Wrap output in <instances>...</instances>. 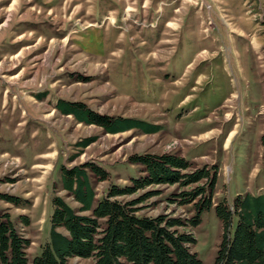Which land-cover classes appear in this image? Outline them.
Here are the masks:
<instances>
[{
  "label": "rangeland",
  "instance_id": "obj_1",
  "mask_svg": "<svg viewBox=\"0 0 264 264\" xmlns=\"http://www.w3.org/2000/svg\"><path fill=\"white\" fill-rule=\"evenodd\" d=\"M59 100L158 129L109 133ZM146 153L182 157L187 171L215 165L213 205L264 195V0H0V214L28 238V258L47 240L54 196L79 209L62 168L104 171L83 167L96 202L145 176L129 158ZM193 186L118 199L154 190L139 214L188 219L195 209L177 194ZM200 218L185 229L212 264L221 225L213 207Z\"/></svg>",
  "mask_w": 264,
  "mask_h": 264
},
{
  "label": "trees",
  "instance_id": "obj_2",
  "mask_svg": "<svg viewBox=\"0 0 264 264\" xmlns=\"http://www.w3.org/2000/svg\"><path fill=\"white\" fill-rule=\"evenodd\" d=\"M56 107L79 122L96 124L113 134L137 128L146 133L158 129V125L140 119L98 114L80 102L59 100ZM129 159L143 165L147 174L132 177L129 185H110L96 202L83 167L90 166L103 179L104 171L91 165L61 169L63 188L72 192L80 206L75 210L60 196L52 198L47 240L31 259L26 252L28 238L16 230L7 215L0 214V264H70L71 257L92 258L95 264H201L191 248L195 238L185 227L197 226L201 213L211 207L221 225L212 264H264V195L238 194L231 205L224 200L213 205L215 165L187 171V160L165 153ZM174 183L194 185L177 194L181 203H192L195 209L188 219L139 214L136 205L155 194L154 190L118 199L153 184Z\"/></svg>",
  "mask_w": 264,
  "mask_h": 264
},
{
  "label": "flooded vegetation",
  "instance_id": "obj_3",
  "mask_svg": "<svg viewBox=\"0 0 264 264\" xmlns=\"http://www.w3.org/2000/svg\"><path fill=\"white\" fill-rule=\"evenodd\" d=\"M137 129H140V128H137ZM142 131V129H140Z\"/></svg>",
  "mask_w": 264,
  "mask_h": 264
}]
</instances>
